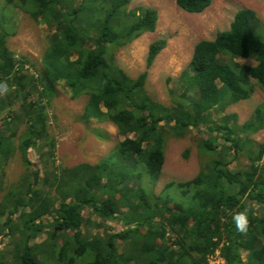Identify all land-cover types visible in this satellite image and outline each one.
<instances>
[{
	"label": "trees",
	"instance_id": "16d2710c",
	"mask_svg": "<svg viewBox=\"0 0 264 264\" xmlns=\"http://www.w3.org/2000/svg\"><path fill=\"white\" fill-rule=\"evenodd\" d=\"M5 1L54 31L42 56V69L33 66L34 74L27 69H32L27 57L18 60L8 48L13 32L2 23L0 26V83L9 89L0 94V174L3 176L16 149L26 170L0 200V235H8L13 244L0 250V264H206L207 256L217 248L223 264H264L260 239L264 237V166L259 164L264 141L257 151L250 152L247 169L232 171L227 167L232 158L223 162L221 156L192 179L168 182L156 195L141 184L143 177L152 184L158 179L167 137H180L189 127L216 131L199 141L208 160L220 137L233 142L235 154L237 148L242 149V142H250L232 135L235 131L229 122L234 114L224 115L218 125L212 115L250 98L256 86L264 93V23L256 12L242 7L228 29L196 42L191 70L182 73L183 90L174 104L166 107L146 93L147 70L131 76L114 59V47L155 30L156 8L128 9L129 0ZM176 2L187 12L198 13L212 0ZM165 44L164 39L150 44L146 67ZM241 58L255 63L241 62ZM58 81L64 83L72 99L87 96L84 119L109 121L127 136L117 142L114 155L95 164L54 171L44 163L49 158H44L43 173L38 169L30 175L29 147L43 155V147L49 144L47 154H53L44 111ZM255 112L256 117L244 123L243 130L264 127V103ZM21 123L24 132L15 145L12 127ZM225 149L223 146L219 152L224 155ZM130 178L131 185L126 182ZM171 187L179 190L177 195ZM251 201L263 207L260 215L247 208ZM125 205L128 213L121 215ZM85 207L101 222L117 220L125 227L90 234L83 230L91 223L82 213ZM22 208L28 210L15 220L13 216ZM246 209L249 228L245 234L237 231L232 217ZM17 230L19 239L14 238ZM42 234L46 235L43 241L31 243ZM242 250L247 251L246 260Z\"/></svg>",
	"mask_w": 264,
	"mask_h": 264
},
{
	"label": "rangeland",
	"instance_id": "374dc122",
	"mask_svg": "<svg viewBox=\"0 0 264 264\" xmlns=\"http://www.w3.org/2000/svg\"><path fill=\"white\" fill-rule=\"evenodd\" d=\"M140 6H151L157 9L156 28L152 32L142 33L122 46L114 47V59L131 76H137L147 70L146 93L153 100L166 107L174 104V101L178 99L183 90L182 73L191 70L190 60L197 41L214 38L218 31L228 29L234 14L242 7L253 9L264 23V0H212L206 9L198 13L183 10L176 0H129L128 9ZM1 23L7 31L13 32L7 40L8 48L18 60L25 55L30 61V65L27 64V66L29 65L32 68L27 69L29 72L37 74L33 66L42 69V56L48 47L50 34L54 29L48 28L44 23L34 21L23 11L16 9L13 4H7L5 0H0V26ZM160 39H164L166 44L158 52L152 64L146 67L149 46L152 42ZM240 61L250 64L255 63L250 58H241ZM32 97L35 98L36 95L33 94ZM86 102V95L72 99L64 83L62 81L57 82L56 93L50 102L46 104L44 111L47 116L48 138L53 140V154L52 156L47 154L49 153V144L43 147L44 150H42L46 153L43 155L36 147H29L27 158L32 163L28 170L30 175L38 169L40 175L43 173L42 163L44 158H49L48 161L44 162L47 168L55 171L57 167L69 168L81 163L95 164L103 158L114 155L117 142L127 135L120 134L116 126L109 121H97L95 118L84 119ZM19 103L18 101L17 105ZM263 103L264 93L261 88L256 86L250 98L231 103L222 110L215 111L212 115L214 125H218L224 115H235L229 122L235 131L232 135L235 139L247 138L250 140L249 143L242 142V149L237 148L236 154L234 153L233 142L220 137L219 146L213 157L209 156L210 160H208L206 154L199 148V141L215 135L216 131L210 132L203 126L199 129L189 127V130L180 137L168 136L161 173L153 184L147 183L143 177L141 180L143 187L146 190L147 187L150 188L151 193L156 195L162 191L168 182L192 179L204 169L208 162L219 159L221 156L223 162H227L232 158L227 163V167L232 171L247 169L251 163L250 152L257 151L259 144L264 141V127L257 131H245L242 126L256 117L255 110ZM15 108L18 112L17 106ZM2 116L6 117L5 111H3ZM160 124L162 125L164 122L162 121ZM24 127L23 123L12 127V130L16 133L13 136L15 145H17L18 138L24 132ZM96 131H98V134H96ZM4 132L7 134L6 131ZM223 146L226 147L224 155L219 152ZM21 158L19 150L16 149L14 155L4 167L3 176L0 174V178L3 180L0 200L7 189L13 186L26 172ZM259 164L264 166V152ZM49 178H52L51 174ZM126 182L129 185L134 183L132 178ZM145 184L147 187L144 186ZM171 188H173L170 189L173 194L177 195L176 192H179V190L174 189V187ZM22 197H25V195H22ZM23 200L26 199L23 198ZM247 208H253V213L256 215L263 212V207L261 208L255 201H251ZM27 210L28 208L19 209L13 217L17 220L20 214ZM82 213L91 221L83 229L89 231L90 234L91 232L118 231L125 227L122 222L117 220H104L101 222V218L87 207L83 208ZM124 213H128L127 205L121 207L120 214ZM3 220L4 216L1 221ZM18 231L15 232V239L20 237ZM45 236V234L36 236L32 238L31 243H40L45 239ZM260 239L264 246V237ZM11 243L12 241L8 235H0V250L4 248L5 244L12 247L13 244ZM241 256L246 260L247 251L242 250ZM7 258L10 260V253ZM223 263L224 259L220 255L219 248L207 256L206 264Z\"/></svg>",
	"mask_w": 264,
	"mask_h": 264
},
{
	"label": "clouds",
	"instance_id": "9594fccd",
	"mask_svg": "<svg viewBox=\"0 0 264 264\" xmlns=\"http://www.w3.org/2000/svg\"><path fill=\"white\" fill-rule=\"evenodd\" d=\"M9 91L8 86L6 83H0V94H6ZM233 223L237 231L240 233H247L249 228V217H248V210H244L234 214L232 217Z\"/></svg>",
	"mask_w": 264,
	"mask_h": 264
}]
</instances>
